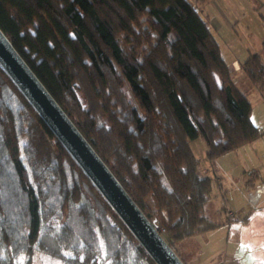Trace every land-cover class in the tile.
I'll use <instances>...</instances> for the list:
<instances>
[{"label":"trees","instance_id":"16d2710c","mask_svg":"<svg viewBox=\"0 0 264 264\" xmlns=\"http://www.w3.org/2000/svg\"><path fill=\"white\" fill-rule=\"evenodd\" d=\"M0 29L174 249L220 225L192 141L212 162L263 132L201 7L0 0ZM239 68L263 93L260 55ZM36 251L155 264L0 67V264H32Z\"/></svg>","mask_w":264,"mask_h":264},{"label":"rangeland","instance_id":"374dc122","mask_svg":"<svg viewBox=\"0 0 264 264\" xmlns=\"http://www.w3.org/2000/svg\"><path fill=\"white\" fill-rule=\"evenodd\" d=\"M234 81L251 102L252 122L263 134L212 162L206 158L202 139L192 141L201 172L214 176L211 198L204 211L220 225L175 243V249L187 264H264V92L248 79L234 77ZM243 251L245 258L250 257L248 260L241 259ZM32 264H63V261L36 251Z\"/></svg>","mask_w":264,"mask_h":264},{"label":"water","instance_id":"95a60500","mask_svg":"<svg viewBox=\"0 0 264 264\" xmlns=\"http://www.w3.org/2000/svg\"><path fill=\"white\" fill-rule=\"evenodd\" d=\"M0 67L155 264H185L0 29Z\"/></svg>","mask_w":264,"mask_h":264},{"label":"crops","instance_id":"0c3cea01","mask_svg":"<svg viewBox=\"0 0 264 264\" xmlns=\"http://www.w3.org/2000/svg\"><path fill=\"white\" fill-rule=\"evenodd\" d=\"M189 1L201 7L234 77L245 81L239 67L250 54L258 53L264 63V0H205L201 5L199 0ZM245 254L241 259L245 260Z\"/></svg>","mask_w":264,"mask_h":264},{"label":"flooded vegetation","instance_id":"af4514ba","mask_svg":"<svg viewBox=\"0 0 264 264\" xmlns=\"http://www.w3.org/2000/svg\"><path fill=\"white\" fill-rule=\"evenodd\" d=\"M244 257H245V255H244ZM249 258H250V257L247 256V257L245 258V260H248Z\"/></svg>","mask_w":264,"mask_h":264},{"label":"built area","instance_id":"2783aa9c","mask_svg":"<svg viewBox=\"0 0 264 264\" xmlns=\"http://www.w3.org/2000/svg\"><path fill=\"white\" fill-rule=\"evenodd\" d=\"M163 230V229H162Z\"/></svg>","mask_w":264,"mask_h":264}]
</instances>
